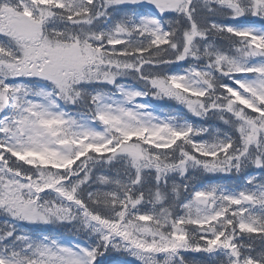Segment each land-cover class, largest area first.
Masks as SVG:
<instances>
[{
    "label": "snow or ice",
    "instance_id": "snow-or-ice-1",
    "mask_svg": "<svg viewBox=\"0 0 264 264\" xmlns=\"http://www.w3.org/2000/svg\"><path fill=\"white\" fill-rule=\"evenodd\" d=\"M186 253L264 264V0H0V264Z\"/></svg>",
    "mask_w": 264,
    "mask_h": 264
},
{
    "label": "trees",
    "instance_id": "trees-1",
    "mask_svg": "<svg viewBox=\"0 0 264 264\" xmlns=\"http://www.w3.org/2000/svg\"><path fill=\"white\" fill-rule=\"evenodd\" d=\"M174 70H177V69H174ZM162 110L163 111H173L174 109L173 108H169V107H165ZM210 179H212V182H215V183H227V184H235L236 183V181L230 180L229 178L216 177V178H210ZM205 182H207V181H205ZM53 234H55V233H53ZM185 255L189 259L190 264H199V261H200V255L199 254L186 253ZM108 259L110 261H117V260L122 259V257L118 256L117 254H110Z\"/></svg>",
    "mask_w": 264,
    "mask_h": 264
},
{
    "label": "rangeland",
    "instance_id": "rangeland-1",
    "mask_svg": "<svg viewBox=\"0 0 264 264\" xmlns=\"http://www.w3.org/2000/svg\"><path fill=\"white\" fill-rule=\"evenodd\" d=\"M233 23H236V22H233Z\"/></svg>",
    "mask_w": 264,
    "mask_h": 264
}]
</instances>
